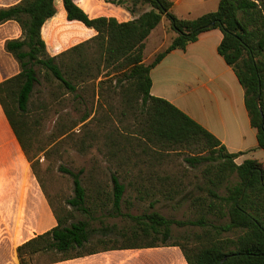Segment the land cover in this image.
Masks as SVG:
<instances>
[{"label": "trees", "instance_id": "1", "mask_svg": "<svg viewBox=\"0 0 264 264\" xmlns=\"http://www.w3.org/2000/svg\"><path fill=\"white\" fill-rule=\"evenodd\" d=\"M61 1L67 20L79 21L87 28L97 31V35L55 57L49 56L41 37L43 24L55 14L54 0H23L10 8L0 9V25L15 21L23 31L21 39L6 43V50L19 62L21 72L0 84V101L29 160L32 162L25 136L31 131L27 115L30 107L36 104L33 102L34 96L41 93L37 87L45 83L53 89L62 90L63 94L73 95L82 104L86 101L90 103L91 108L85 110L77 122L84 123L81 140L84 147L89 146L87 141L96 136L90 127L95 120V117H90L93 115L96 90L102 94V86L108 84V91L112 93L118 90L121 102L127 104L136 117L133 102H140L141 112L136 118L137 124L134 122L137 129L131 135L135 137L140 134L144 143L151 148L150 151L181 148L199 150V153H207V157H191L186 162L193 167L202 161L208 162L206 174H203V184L198 186L200 190L204 189L203 194L193 200L198 217L187 221L168 219L156 212L122 214L120 204L126 186L116 174H111L112 211L109 215L132 221L134 228L131 230V237L145 236L152 239L145 244L122 247L177 245L188 264H264V164L254 160L236 164L235 159L240 154L228 153L214 136L186 114L168 101L150 94V71L170 51L184 50L201 33L219 29L223 37L218 53L233 69L244 90L250 124L256 130L258 148L264 150V0H220L215 11L195 19L177 18L171 11L172 3L169 0H105L124 7L131 14H138L137 18L127 23H118L105 17L91 19L74 0ZM163 18L169 22V28L175 33V37L167 49L154 55L149 64H144L145 40ZM210 24H213L211 28L208 27ZM94 42L96 50L86 51ZM101 66L103 71H107L103 75L104 79L96 84L95 81L102 72ZM112 72L118 74L109 77ZM88 86L92 91L91 101H88L90 98L84 99L82 94V90L88 89ZM257 97L260 110L255 102ZM37 103L42 107L45 105L41 101ZM106 134L110 143L119 142L121 145L127 139L122 137L118 140L113 130H108ZM121 164L122 167L125 166L124 161ZM32 168L45 190L35 172L34 163ZM60 169L72 179L73 185V196L66 200L65 205L92 220L94 212L102 209L109 199L99 196V190L95 191L97 197L88 196L87 189L81 183L83 169L78 172ZM169 179L158 187L165 189L161 193L171 201L174 195H178V186ZM139 180L142 182L136 184L133 181L129 185L138 187V192L141 193L146 187L142 184L145 179L139 177ZM151 180L152 176L147 179V188L160 191ZM47 199L53 206L48 195ZM88 200L91 206L87 205ZM54 214L57 219L55 228L18 248L20 264H36L35 256L48 253L61 255L49 263L95 253L94 250L74 253L96 231L90 228L88 220L71 222V213L62 217L55 209ZM172 226L198 227L201 233L194 236V242L191 240L188 244L168 243ZM158 237H161L160 243L156 242ZM223 259L225 260L222 262Z\"/></svg>", "mask_w": 264, "mask_h": 264}, {"label": "crops", "instance_id": "2", "mask_svg": "<svg viewBox=\"0 0 264 264\" xmlns=\"http://www.w3.org/2000/svg\"><path fill=\"white\" fill-rule=\"evenodd\" d=\"M23 0H0V9ZM171 11L179 19H195L217 9L220 0H169ZM89 18H112L127 23L138 17L124 7L105 0H74ZM55 14L41 28V37L49 56L55 57L92 40L97 31L79 21H69L61 0H54ZM23 31L15 21L0 25V84L17 76L21 67L6 50L10 40L21 39ZM175 33L163 18L145 40L144 64L170 45ZM219 29L201 33L184 50L170 51L151 71L150 94L164 99L204 128L230 154H240L236 164L254 160L264 164V150L258 148L256 130L245 107L244 90L233 69L218 53L222 41ZM91 43L86 51H95ZM83 51V49H81ZM95 81L102 80L103 71ZM118 73L112 72L109 77ZM112 206V205H110ZM121 208V204H120ZM124 214V213H122ZM111 220L115 218L109 217ZM57 226L53 206L39 184L23 143L0 101V260L2 264H20L18 248L36 236ZM128 228L103 224L101 233L127 238ZM131 237V236H130ZM113 241V240H109ZM47 264H188L180 246L140 248L111 246L95 253Z\"/></svg>", "mask_w": 264, "mask_h": 264}, {"label": "rangeland", "instance_id": "3", "mask_svg": "<svg viewBox=\"0 0 264 264\" xmlns=\"http://www.w3.org/2000/svg\"><path fill=\"white\" fill-rule=\"evenodd\" d=\"M108 87V84H104L102 94L96 90L94 96V110L90 119L95 117V120L90 127L96 136L93 140L87 141L89 146L83 147L81 143L84 123L77 124L84 111L91 108L89 102L82 104L80 100L74 99L73 95L63 94L62 90L53 89L51 85L42 83L37 87L41 95L34 96L33 102L36 104L30 107L27 115V124L31 131L25 136L31 151L32 163L55 211L62 217L68 212L71 213V222L88 220L90 228L96 230L90 235L88 242L74 253L81 254L111 246L140 245L152 240L145 236L130 237L134 223L127 218L109 215L112 211L111 174H116L120 182L126 186L121 212L128 215L156 212L168 219L195 220L198 217V210L193 207V200L201 196L204 190H200L198 186L203 184V174H206L208 162L202 161L193 167L186 160L191 157H207V153L183 148L150 151L151 148L144 143L140 134L135 137L131 135V132L135 133L137 129L136 118L141 112L140 102H133L136 117L128 105L121 102L119 91L116 89L117 91L111 93ZM88 89L82 90V94L84 99L90 98L88 101H91L92 91L89 86ZM38 101L44 102L45 105L43 107L37 105ZM108 130H113L117 139L122 137L127 139H124L121 145L119 142L110 143L107 141ZM123 161L124 167L121 164ZM60 168L72 172L83 169L81 183L87 189L88 196L97 197L95 191L99 190L101 193L99 196L109 199L102 209L94 212L92 220L65 205L66 200L73 196V185L72 179ZM150 176L153 177L151 182L157 185L156 188L161 189L160 191L147 188L149 186L147 179ZM139 177L145 179L142 184L146 186L144 191L140 190L141 193L138 192V187L129 185L133 181L136 184L142 182ZM168 178L178 186V195H174L171 201L162 195L165 189L158 187ZM220 193H223V190H220ZM87 205L91 206L89 200ZM109 217L115 219L111 220ZM110 223H114L117 229L132 226V229H126L130 234L127 238L108 239L111 236L101 233L100 228L103 224ZM200 233L201 229L198 227L172 226L168 243L188 244L191 240L194 242L196 240L194 236ZM156 242L160 243L161 237H158ZM60 257L61 255L56 253L38 255L35 256L34 263L47 264ZM2 261L4 260H0V264Z\"/></svg>", "mask_w": 264, "mask_h": 264}, {"label": "water", "instance_id": "4", "mask_svg": "<svg viewBox=\"0 0 264 264\" xmlns=\"http://www.w3.org/2000/svg\"><path fill=\"white\" fill-rule=\"evenodd\" d=\"M212 25H213V24H210L208 27L211 28ZM255 102H256V105L258 106L259 110H260V107H259V97L256 98ZM224 260H225V259H223L222 262H223ZM222 262H221V263H222Z\"/></svg>", "mask_w": 264, "mask_h": 264}]
</instances>
